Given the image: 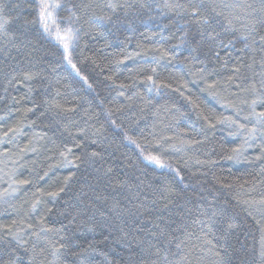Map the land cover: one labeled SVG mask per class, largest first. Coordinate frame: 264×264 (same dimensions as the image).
<instances>
[{"label": "trees", "instance_id": "16d2710c", "mask_svg": "<svg viewBox=\"0 0 264 264\" xmlns=\"http://www.w3.org/2000/svg\"><path fill=\"white\" fill-rule=\"evenodd\" d=\"M43 2L0 0V264H264V0Z\"/></svg>", "mask_w": 264, "mask_h": 264}, {"label": "snow or ice", "instance_id": "6c2138e0", "mask_svg": "<svg viewBox=\"0 0 264 264\" xmlns=\"http://www.w3.org/2000/svg\"><path fill=\"white\" fill-rule=\"evenodd\" d=\"M49 7V5L45 2L41 3V13H40V17L41 20L43 21L45 19V16L50 17L51 16V12H46V9ZM195 12V10H193ZM261 115H264V113H262ZM149 159L155 160V157H149ZM157 163H159V161H157ZM53 195H56V193H53Z\"/></svg>", "mask_w": 264, "mask_h": 264}]
</instances>
